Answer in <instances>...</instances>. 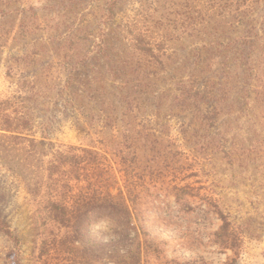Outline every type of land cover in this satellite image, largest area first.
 <instances>
[{"label": "rangeland", "instance_id": "374dc122", "mask_svg": "<svg viewBox=\"0 0 264 264\" xmlns=\"http://www.w3.org/2000/svg\"><path fill=\"white\" fill-rule=\"evenodd\" d=\"M239 5L0 0V101L35 96V137L97 148L117 176L114 194L125 184L115 162L125 134H149L151 150L134 146V174L148 182L158 172L163 182L160 193L148 185L146 200L159 207L148 214L151 251L139 261L144 238L134 231L95 223L75 241L58 232L33 192L46 172L27 168L19 147L15 162L0 153V216L12 230L0 231V264H225L232 253L209 242L216 215L181 212L174 188L185 185L189 204L205 196L230 214L238 264H264V0ZM180 82L209 98L183 108Z\"/></svg>", "mask_w": 264, "mask_h": 264}, {"label": "trees", "instance_id": "16d2710c", "mask_svg": "<svg viewBox=\"0 0 264 264\" xmlns=\"http://www.w3.org/2000/svg\"><path fill=\"white\" fill-rule=\"evenodd\" d=\"M241 1L218 0L220 3L223 2L225 8L235 5L234 10L236 11H240ZM138 47L150 56H154L152 46L140 43ZM241 51L243 53V48ZM158 66L165 67L160 61ZM179 85L178 90L181 94H178L176 100L183 108H189L194 104L197 106L209 98L208 90H194L185 85V82H180ZM34 97L33 95L14 96L0 101V132H2L0 153L2 157H8V161L15 162L17 147H19L26 156L27 168L34 167V172L39 170L46 172L45 178H39L34 184L33 192L36 195L42 194L47 217L58 228V232L64 228L63 235L75 241L84 234L83 226H91L95 223L113 226L115 230L124 233L127 237L134 231L135 234L144 238L143 242H140L138 252L140 261L143 255L151 251L148 250L147 245L150 233L146 227L148 219L151 218L148 214L159 207L157 204H149L150 201L146 200L149 196L148 191L151 189L148 185H155L157 193H160L162 187L159 185L163 182H157V178L160 177L156 174L158 172L151 171L152 180L148 182H145L143 172L134 174L137 173L135 163L138 158H136L134 146L151 150L155 140L145 133L137 137L134 136L136 134H125L121 144L126 150L118 148L116 152L121 161L115 158V162L121 165L118 169L123 171L125 184L123 187H118V192L114 194L113 189H115L117 176L112 167L105 163L106 158L97 148L76 145L56 147L53 142H47L45 138L35 137L33 104L30 103ZM132 103L128 101L126 114L133 111L130 108ZM208 117V121L213 123L216 114H210ZM45 145H51V150L46 151ZM131 177L142 180L143 187H138L140 183H134ZM174 189L176 201L181 203V212L189 213L198 207V213H195L196 220H203L205 213L208 212L216 215L220 222L210 234L209 242L218 245L227 253H232L225 264H238L236 254L240 245V237L230 214L218 202L205 198V196H200L196 207L189 204L184 198V194L188 193L186 185L175 186ZM0 231L8 235L12 234L10 226L1 216ZM201 264L210 263L203 261Z\"/></svg>", "mask_w": 264, "mask_h": 264}]
</instances>
